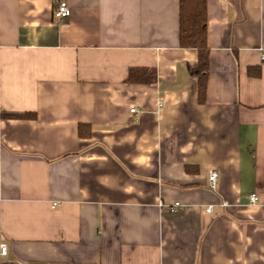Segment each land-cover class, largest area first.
Listing matches in <instances>:
<instances>
[{"label":"crops","instance_id":"1","mask_svg":"<svg viewBox=\"0 0 264 264\" xmlns=\"http://www.w3.org/2000/svg\"><path fill=\"white\" fill-rule=\"evenodd\" d=\"M57 1L0 0V264H264V0H206L202 103L179 0Z\"/></svg>","mask_w":264,"mask_h":264},{"label":"trees","instance_id":"2","mask_svg":"<svg viewBox=\"0 0 264 264\" xmlns=\"http://www.w3.org/2000/svg\"><path fill=\"white\" fill-rule=\"evenodd\" d=\"M207 15L206 0H179L178 3V43L183 49H195L197 62L195 67L188 68L190 75L197 78L198 101L202 103L205 97L206 77L209 62V49L207 46ZM252 77L260 76V69L248 70ZM130 84L151 85L156 82L154 69L147 67L129 68L124 80ZM13 119H33L32 113L7 115ZM79 135L86 137L89 131L79 127Z\"/></svg>","mask_w":264,"mask_h":264},{"label":"built area","instance_id":"3","mask_svg":"<svg viewBox=\"0 0 264 264\" xmlns=\"http://www.w3.org/2000/svg\"><path fill=\"white\" fill-rule=\"evenodd\" d=\"M70 8L67 5V3L64 0H58L55 4V7L52 12L53 19L56 21H62L70 16ZM261 60H264V52L261 54ZM161 106V104H159ZM135 109H130V113H135ZM208 179V188L212 192H216V181H217V174L214 171H209L207 175ZM249 201L252 204H255L257 202V198L255 195H251L249 197ZM58 204L52 203L51 208H55ZM159 207L165 208L169 212H175L178 209L182 207V205L178 202H175L171 205L163 204L161 201L159 202ZM222 207H225L227 203L225 201H222L220 204ZM208 210H211V206L207 207ZM6 252L5 245H0V255L4 256Z\"/></svg>","mask_w":264,"mask_h":264}]
</instances>
